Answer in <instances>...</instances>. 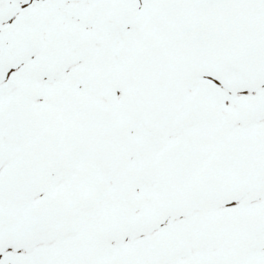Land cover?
Instances as JSON below:
<instances>
[{
    "label": "snow or ice",
    "instance_id": "obj_1",
    "mask_svg": "<svg viewBox=\"0 0 264 264\" xmlns=\"http://www.w3.org/2000/svg\"><path fill=\"white\" fill-rule=\"evenodd\" d=\"M0 264H264V0H0Z\"/></svg>",
    "mask_w": 264,
    "mask_h": 264
}]
</instances>
